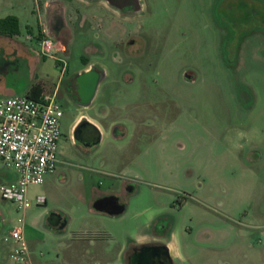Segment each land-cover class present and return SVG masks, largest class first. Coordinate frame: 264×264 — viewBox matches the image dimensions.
Returning a JSON list of instances; mask_svg holds the SVG:
<instances>
[{
    "label": "rangeland",
    "instance_id": "374dc122",
    "mask_svg": "<svg viewBox=\"0 0 264 264\" xmlns=\"http://www.w3.org/2000/svg\"><path fill=\"white\" fill-rule=\"evenodd\" d=\"M10 1L2 14L26 13L18 35L0 36V98L39 83L63 116L58 163L28 186L30 206L0 195V264H17L15 229L26 264H124L131 244L154 240L173 264H264V0H136L125 14L60 0L49 22L33 0ZM44 37L62 47L43 54ZM89 67L102 74L92 101L60 99ZM81 117L99 125L93 148L72 141ZM145 118L158 127L131 144L120 127ZM15 177L0 164V183ZM93 190L115 193L123 212H91ZM53 209L68 217L62 233L46 226Z\"/></svg>",
    "mask_w": 264,
    "mask_h": 264
},
{
    "label": "built area",
    "instance_id": "2783aa9c",
    "mask_svg": "<svg viewBox=\"0 0 264 264\" xmlns=\"http://www.w3.org/2000/svg\"><path fill=\"white\" fill-rule=\"evenodd\" d=\"M42 32L47 34L45 29ZM39 44L46 55L62 47L59 40L50 37L42 38ZM62 116L56 93L42 91L36 98L26 93L0 98V164L16 172L14 179L0 183V195L15 202L19 209L30 206L28 186L41 183L44 174L56 168ZM42 201L41 196H36L37 203ZM11 238L15 243L9 253L11 261L28 263L29 250L23 232L15 229Z\"/></svg>",
    "mask_w": 264,
    "mask_h": 264
},
{
    "label": "flooded vegetation",
    "instance_id": "af4514ba",
    "mask_svg": "<svg viewBox=\"0 0 264 264\" xmlns=\"http://www.w3.org/2000/svg\"><path fill=\"white\" fill-rule=\"evenodd\" d=\"M107 5H109L112 9L120 13H128L132 12L133 9L137 6L136 0H105ZM133 43V42H132ZM87 71L95 72L99 79L101 77V72L99 70L94 69L93 67H89L83 72L79 73L82 74ZM74 76V84H71L69 81H66L63 86V92L60 95V99L64 101H73V102H80L83 106H87L89 102L83 100V97L87 95L89 90V81L83 82L78 80V75ZM75 89V90H74ZM130 129L125 126L120 127V132L122 134H128L131 138V144L136 143L137 137L140 134L146 135L147 133H151V131L158 127V122L153 121L151 119H142V120H130L128 122ZM132 128V129H131ZM129 130V131H128ZM71 138L72 141L76 145H80L86 148H93L101 140V132L97 126H95L88 118L81 117L77 120L71 128ZM115 195V194H110ZM107 196V195H103ZM103 196L95 197L92 201V207L94 201L98 198ZM116 200L119 202L118 198ZM120 203V202H119ZM68 222V217L62 212L57 209H53L49 212L46 218V226L52 232L58 234L62 233L64 228L66 227ZM100 236H83V235H76L74 236V240H94ZM164 243H159L154 241L145 242V243H134L131 244L128 249L123 254V262L124 264H135V259L139 256V254L145 253L148 259H145L146 264H163L160 263V249ZM170 256V255H169ZM169 264H173V261L169 262Z\"/></svg>",
    "mask_w": 264,
    "mask_h": 264
},
{
    "label": "water",
    "instance_id": "95a60500",
    "mask_svg": "<svg viewBox=\"0 0 264 264\" xmlns=\"http://www.w3.org/2000/svg\"><path fill=\"white\" fill-rule=\"evenodd\" d=\"M78 80L81 82H88L89 81V90L87 95L83 97V100L86 102H90L95 94V90L97 87V84L99 82L98 75L93 71H87L82 74L78 75ZM93 208L97 211L107 213L109 215H118L123 212L124 205L119 203L116 200L115 195H107L103 196L101 198H98L93 203ZM160 251V263L163 264H169L171 261V257L169 256V249L166 245H162L161 248H159ZM145 259H148L147 256H145V253L139 254V256L135 259V264H146ZM154 264V263H153Z\"/></svg>",
    "mask_w": 264,
    "mask_h": 264
},
{
    "label": "crops",
    "instance_id": "0c3cea01",
    "mask_svg": "<svg viewBox=\"0 0 264 264\" xmlns=\"http://www.w3.org/2000/svg\"><path fill=\"white\" fill-rule=\"evenodd\" d=\"M33 2L35 3V5L36 6H38V8H39V19L41 20V18H40V15H44V18L47 20V22H49V19H50V13L52 12V10L54 9L53 8V5L54 6H56L55 8H61L60 9V11H62L63 9H62V3L60 2V0H33ZM4 8V11H6V10H13L14 9V4H13V1H10V0H0V18H2V17H5V16H8V15H14V16H16L17 18H18V20H19V29H20V27H21V22H22V17H23V14L22 13H24V15H25V13H26V6H24V5H22V7L20 8V9H18V11H16V12H10V13H8V12H4V14H2L1 13V11H3V10H1L2 8ZM8 13V14H7ZM43 18V19H44ZM41 24H40V26H42L43 28H45V30H46V33L47 34H49L50 35V33L52 34V35H54L55 36V33L56 32H54V31H51L49 28H50V26L48 27L47 25H44L43 23H42V21L40 22ZM28 28L30 29V27L28 26ZM57 34H59L60 35V32H58ZM0 36H2V35H0ZM8 37V36H7ZM9 94L10 95H14L13 94V91H10L9 92ZM91 101H92V99H91ZM90 101V102H91ZM89 102V103H90ZM89 119V118H88ZM95 126H97V127H99V125L96 123V122H94L93 120H91V119H89ZM110 194H115V193H113V192H110V191H98V190H93L92 191V200L90 201V211L91 212H94V211H97V210H95L93 207H92V201H93V199L95 198V197H99V196H103V195H110ZM116 195V194H115ZM98 212H100V211H98ZM104 213V212H103ZM107 214V213H106ZM262 228H264V226H262ZM156 242H159V243H164V240H155ZM166 244H168L169 246H170V248H171V242L170 241H167V243ZM173 254V253H172ZM174 256V255H173Z\"/></svg>",
    "mask_w": 264,
    "mask_h": 264
},
{
    "label": "trees",
    "instance_id": "16d2710c",
    "mask_svg": "<svg viewBox=\"0 0 264 264\" xmlns=\"http://www.w3.org/2000/svg\"><path fill=\"white\" fill-rule=\"evenodd\" d=\"M19 34V20L14 15H8L0 18V35L13 37ZM43 91V87L39 84H33L26 95L36 98Z\"/></svg>",
    "mask_w": 264,
    "mask_h": 264
}]
</instances>
